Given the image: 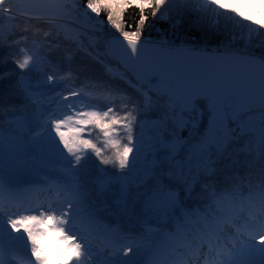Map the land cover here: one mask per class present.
Returning a JSON list of instances; mask_svg holds the SVG:
<instances>
[{
  "label": "snow or ice",
  "instance_id": "snow-or-ice-1",
  "mask_svg": "<svg viewBox=\"0 0 264 264\" xmlns=\"http://www.w3.org/2000/svg\"><path fill=\"white\" fill-rule=\"evenodd\" d=\"M177 2L194 3L195 11L204 14L198 19L208 16L213 26H218L223 19L231 22L234 27H247L240 23L242 20L256 25L258 29H264V12L259 13L260 19H256L241 11L238 2L228 6L226 0H87L84 5L88 12L96 16L105 11L107 24L119 33L118 37L113 35L106 42L108 54L124 63L135 83L127 72L114 73L113 78L118 76L129 83L143 97L145 108L152 106L150 93H155L157 97L166 96V106L173 114L174 127L176 130H183L187 121L179 113L195 110L198 99H204L209 104L211 116L205 134L188 150L187 156L182 160L176 159L186 142L173 131L172 140L162 141L168 155L161 164L166 161L168 171L158 173L155 167L149 170L154 183L149 192L144 193L147 197L145 204L149 208H156L158 212L163 211L165 215L169 214V210L180 207L179 193L164 183L165 177L168 180L183 181L186 192L190 193L193 183L201 174H215L217 161L224 155L228 144L239 136L250 134L249 140L240 150L249 154L255 151L257 161L264 165V159H261L264 158V51L256 55L230 49L224 57H211L206 55V50L194 47H174L167 42L157 44L148 39L142 40L147 20L145 11L151 10L154 18L158 13L164 18L169 10L160 12L161 8L166 3L172 5ZM7 5L8 0H0V15L8 14L9 20H12L18 10L21 16L46 21L57 27V35L65 25H57L56 22L74 21L76 12L79 11L75 0H18L16 7ZM133 7L139 10V20L134 31H126L124 14ZM245 7L264 9V2ZM84 15L88 19L87 13ZM98 23L103 25V22ZM127 27L130 28L131 25ZM257 28L247 27L246 39L251 40L253 34L261 35ZM49 35L50 32H44L45 37ZM81 35L87 33L79 30L66 31L65 39L83 47ZM7 38L3 25L0 24V44ZM21 40L26 42L27 37H21ZM21 40L14 43L18 44ZM89 40L95 43V37H89ZM45 43L46 41L33 40L31 48H21L22 59L16 63L21 70V89L38 106L40 101L37 97L43 93L32 91L31 81L25 78L23 70L40 71L48 63L46 57L41 55V48ZM182 58L223 61L253 71L224 80L207 76L200 82L191 84L178 80L174 75L175 65L172 61ZM107 71L113 73L110 67ZM72 76L71 71L59 77L47 75L46 81L48 84L54 81L59 83ZM57 96H62V100L68 103L60 106L61 116L49 114L41 127L49 133L50 147L57 151L61 147L63 149L60 155L67 161V167L62 169L64 179L49 178L42 190L52 192L55 200L48 197L45 202H41L33 200L28 195V189L21 191L11 182L5 181L0 167V264H7L5 237L9 241L8 251L16 264H112L109 260H92L94 248L112 247L116 234L102 224L90 207L77 174L78 166L86 159L87 153L91 152L103 165L115 164L121 171L129 168L130 154L134 150L140 151L133 137V125L137 123L140 108L137 103H132L131 97L124 91L99 81L88 82L79 88L73 85L67 95L57 93ZM102 98L108 103L105 111L100 110L99 101ZM118 100L122 108L129 109L123 115L115 108ZM240 108L247 112L258 110V116L244 117L238 112ZM233 124L235 127H230ZM93 130L99 132L102 138L99 143L103 147H99L91 138ZM121 131L125 134L127 143L121 144V139L124 138L121 137ZM155 131L158 136L162 135L161 128ZM51 133L55 135L52 136ZM109 149L112 155L104 156L103 153ZM3 152L4 136L0 129V162L3 160ZM63 153H67V157L72 159L68 160ZM135 159L136 157H132L133 161ZM245 179L247 191L242 190L244 180L222 186L220 190L214 184H204L202 187L208 193L207 200L211 202L206 200L203 210L183 211L174 221L169 215L173 230L149 228L145 236L147 243L134 242L125 246V249L116 251L123 250L127 256L133 248L137 251L144 250L148 253L145 264H264V246L256 247L253 243L259 236V243L264 245V166L259 169L255 182L250 178ZM111 182V179L101 181L99 190L106 191ZM116 183L119 185V201L126 205L133 181L120 175L116 177ZM12 233L22 235L13 236ZM46 236L54 237L59 247L55 250L45 247L43 238ZM16 241L30 250V256L19 253L12 247Z\"/></svg>",
  "mask_w": 264,
  "mask_h": 264
},
{
  "label": "trees",
  "instance_id": "trees-1",
  "mask_svg": "<svg viewBox=\"0 0 264 264\" xmlns=\"http://www.w3.org/2000/svg\"><path fill=\"white\" fill-rule=\"evenodd\" d=\"M17 2V0H8L7 6L16 7ZM75 2L78 8L81 9L84 8L87 0H75ZM237 2L241 5L240 10L244 11L245 14L253 15L256 19L261 18L259 13L264 12V9L257 8V13L254 14L251 7H245L257 4L254 0H226L228 6H233ZM262 2L264 1L259 3ZM195 8L196 5L194 3L181 4L177 2L172 5L166 3L160 10V12H164L165 9L169 10L167 16L164 18H161L160 13L154 18L151 15V10H146L145 15L147 16V20L143 27L142 40L148 39L157 44L167 42L174 47H194L199 50L226 53H229L230 49L256 55L264 51V47H262L264 45V29H258L256 25H250L248 22L241 20V24L257 28L258 32L262 33L261 35L253 34L251 40H248L246 39L247 27H234L231 22H225L223 19H221L218 26H213L208 16L198 19L204 14L195 11ZM76 13L80 14L83 20H86L80 11ZM88 15L91 27H84L81 24L79 28H76L70 26L66 20L57 21V25H65V28L59 29V35H57V27L50 25L46 21L28 19L25 16H21L18 10L14 13V19L12 20H9L8 14L0 15V24L3 25V31L8 37L4 43L0 44V77H2L0 78V129L3 131L4 139L7 138L5 141H8L10 137H12L13 141L17 138L23 143L31 145V149L38 148V145L40 144L41 146L43 142L46 143V149H40L38 152H35L37 153V158L38 154H43L48 148L53 153H57V150L50 147L51 140L49 139V134L41 135V132L44 130L41 127L43 121L48 118L49 114L61 116L60 106L68 103L62 100V96H57V93L67 95L72 90L73 85L79 88L88 82L99 81L116 86L131 97L132 103L139 105L140 112L137 115V123L133 125V137L137 133L140 124L146 126V129L152 126L154 130H150V134H154L157 138L161 137L164 141L172 140V132L176 131L178 137L186 142L184 149L176 159H184L188 154V150L205 134L210 117L208 102L206 100L197 101L196 108L191 113H179V109H177V112L183 118H187V126L183 130H176L174 127L173 114L166 106L167 97H157L155 93H150L152 96V106L145 108L143 97L129 83L121 80L118 76L113 78L114 73H125L126 71L107 52L106 42L113 35L119 36V33H116L115 29L107 24V13L101 11L100 15L96 16L88 12ZM139 15V10L134 7L126 10L124 14L126 31L135 30ZM224 15H231V13H224ZM236 19H239V17ZM98 22H103V25ZM127 25H131V27L129 28ZM73 30L87 33V35L80 36L83 47L78 46L71 40L65 39V32ZM44 32H50V35L45 37ZM233 36H235L234 40L232 39ZM21 37H27V41L21 40ZM89 37H95V43L90 41ZM17 40H21V42L18 44L14 43ZM33 40L37 42L46 41L41 48V55L45 56L48 61L40 71L23 70L25 78L31 81L32 91L43 93V95L37 97L40 101L39 106L33 103L21 89V70L16 66L17 61L22 59L20 49L31 48ZM68 57H71V59L69 60ZM109 67L113 69V73L107 71ZM68 71H71L73 74L71 79L60 81L59 83L56 81L52 84L47 83V75L59 77V75ZM128 76L135 83L134 78L129 74ZM153 79L155 80V78ZM72 99L76 100L78 98ZM99 104L100 110H107L108 103L103 98L99 101ZM115 108L120 115L129 110L122 108L119 100L116 102ZM129 108H131V104ZM64 111H67V109H64ZM249 113H258V110ZM19 117L27 124L26 129L20 130L16 126L15 119ZM157 128L162 129V135L158 136L156 134L155 129ZM51 135L54 136V133H51ZM233 135H236V133H233ZM121 137H124L121 139V144L127 143L123 131H121ZM249 137L250 134L239 136L237 140L229 143L224 155L215 165V174L213 176L201 174L196 182L193 183L190 193L186 192L183 181L168 180L165 177L164 183L179 193L180 207L175 210H169L168 215L161 214L155 218L153 216L155 208L147 206L146 212L144 211L145 205L142 202V196L133 202L129 211L124 212L119 210L114 202L116 194L111 193L110 189L103 192L99 190L103 177L113 178L116 175L115 167L117 166L115 164L103 165L94 154L91 152L87 153L86 159L82 161L81 166H78L77 174L79 180L82 188L87 189L90 193L87 199L90 207L95 211L102 224L116 234L112 247L101 246L96 248L102 249L108 256H117L118 264H125V262L127 264H145L148 256L146 251H137L133 248L125 256L123 250L116 251V249H125V246L132 245L134 242L140 243L144 241L147 243L145 236L149 228L156 229L160 227L164 231L173 230V224L168 218L169 215L172 216V220L174 221L176 217L181 216L183 211L203 210L208 193L205 192L202 186L206 183L214 184L215 188L220 190L222 186H228L233 182L240 183L241 180H244L242 190L247 191V179L245 178H250L255 182L259 169L264 166L257 161L255 151L249 154L246 151L240 150L243 149ZM91 138L94 142L98 143L99 147H103V144L99 143L102 138L98 131L93 130ZM56 143L58 144V141ZM60 149L62 152V147ZM167 153V150L164 148L157 151L159 166L156 168V172L166 173L168 171L167 162L165 161L161 164L164 161L161 157H165ZM36 155H32L29 152L26 157L27 160L17 164L18 167L11 170L14 176L10 181L16 187H20L21 191L28 189V195L33 200L45 202L48 197H52L55 200L52 192L42 190L45 183L35 188H30L26 184L29 182L38 183L43 175L42 173H46V170L55 171L56 168L60 171L61 179H64L62 169L67 167V164H64L61 160V155L58 154L56 159L53 160L51 158L55 161L56 165L45 166V161L49 159L47 158L33 172L29 168L25 169L22 167L24 164L30 167L32 165L30 160L35 159ZM103 155L110 156L112 152L109 149ZM7 156L9 157L10 155L4 154L3 159L5 158L6 160ZM0 167L3 168L1 163ZM193 175H195V172H193ZM44 181L46 182L47 180ZM153 183L154 181L150 176L140 188L148 193ZM32 189H36V191H32ZM207 202L210 203L211 201L207 200Z\"/></svg>",
  "mask_w": 264,
  "mask_h": 264
},
{
  "label": "rangeland",
  "instance_id": "rangeland-1",
  "mask_svg": "<svg viewBox=\"0 0 264 264\" xmlns=\"http://www.w3.org/2000/svg\"><path fill=\"white\" fill-rule=\"evenodd\" d=\"M18 1V0H17ZM257 4H259V2L264 1V0H254ZM80 13L84 15V13H87L88 19H84L83 22L81 23L84 27H91V24L89 23V15H88V11L87 9L81 8L79 9ZM252 13L256 14L257 13V9H253L252 8ZM85 17V15H84ZM93 23V22H92ZM95 23V22H94ZM95 25V24H94ZM210 108V107H209ZM239 113H242V115L244 117H257L258 113H249L247 111H245L244 109L240 108L238 109ZM199 113V112H198ZM59 116V115H57ZM199 116V115H198ZM211 116V113H210ZM184 121H187V118H183ZM16 122V126L20 129L23 130L24 128L26 129V125L25 122L23 121V119L21 117L16 118L15 119ZM210 120V117H209ZM255 122V121H253ZM233 126L235 127V125H230V127ZM150 130H154V128L152 126H149L148 129H146V126H143L140 124L139 129L137 131V133L134 135V143H136V147L140 149L139 152H136L135 150L133 151V153L130 154V167L126 168L124 170H119L118 167H115V172L116 175L112 178V177H103V181H108L109 179H111V183L112 185H108V188L106 191H108V189H110L111 193L116 194V196L114 197V202L116 204V206L118 207L119 210H122L124 212H127L130 210L133 202L137 199H139V197L142 196L143 199V204L145 205L144 207V211L146 212L147 210V205L145 204V200L147 199V197L144 195V192L140 186H142V184L151 176V172L149 170L153 169L155 167V171L156 168L159 166V157L157 154L158 150H161L162 148L166 149L163 146V142H167L164 141L161 137L157 138L154 134H150ZM41 135H46L49 134L47 131H45V129L41 132ZM55 135V134H54ZM12 137L9 138L8 141H5L6 139H4V152L3 155H10L9 157H6L2 160V162H0L3 165V178L5 181L11 182L10 180L12 179V177L14 176V174H12L11 170L15 169L17 166V164L23 163L25 162L27 159H25L24 161L21 162H17L16 159H14V154L18 151H20L22 149L23 146L27 147L28 150V154L29 152L32 155H36L40 149H46L47 148V144L46 143H41L38 145L39 147L36 149H31V145H29L28 143H23L22 141H20V139H17L13 141V139H11ZM137 139L139 140V142L137 143ZM39 141V140H38ZM167 150V149H166ZM34 151V152H33ZM61 153V149L59 151H57V153H53V151H51L49 148L48 150H46V152H44L43 154H38V158L36 155V158L31 161L30 167L26 166L24 164V166H22L23 168H29L30 171H35L36 169L39 168V166H41L42 162L49 158V159H56L57 155H60ZM168 155V153L165 155V157ZM187 156V155H186ZM132 157H136V159L133 161ZM165 157H161V159H164ZM178 160V159H177ZM4 163V164H3ZM67 164V163H64ZM56 165L55 161H53V163L50 166ZM45 173V172H44ZM42 175V177L40 178V181L38 183H33V182H29L26 184V186L30 187V188H35L40 186L41 184L44 185L45 181L44 180H48L49 178H59L60 177V171L59 169L56 168L55 171H49L46 170V173ZM146 173H148L146 175ZM120 175H125L126 180H130L133 181L131 187H130V194L127 198V204L125 205L124 203L119 201V185L116 183V177L120 176ZM44 179V180H43ZM14 185V184H13ZM15 186V185H14ZM112 186V187H110ZM20 189V187H19ZM83 191L86 193L87 199L90 196V193L87 189L82 188ZM66 207V205H65ZM163 215L164 212L163 211H157L156 208L154 210V218L157 217L158 215ZM5 227H6V221H5ZM9 232H11V230H8ZM13 236H19L22 235L21 233H12ZM259 239L257 238L256 241H253V243L256 244V247H262L264 245H261L259 243ZM17 242V241H16ZM43 243L45 245V247L47 248H51L53 250H55L56 248L59 247L56 239L52 236H46L45 238H43ZM8 246H9V241L7 239V237H5V248H6V255H5V260L7 262V264H16L15 260H12V254L11 252L8 251ZM20 246V247H19ZM16 249L17 252L19 253H26L27 252H21V247L22 244L20 243L18 246H13ZM28 256L30 255V253L28 252L27 254ZM106 255V253L103 252L102 249L100 248H94V255L92 257L93 261L96 260H109L112 262V264H118L117 263V256L112 257V256H108ZM258 259V257H257Z\"/></svg>",
  "mask_w": 264,
  "mask_h": 264
},
{
  "label": "water",
  "instance_id": "water-1",
  "mask_svg": "<svg viewBox=\"0 0 264 264\" xmlns=\"http://www.w3.org/2000/svg\"><path fill=\"white\" fill-rule=\"evenodd\" d=\"M111 38L112 37L109 38V41L111 40ZM107 52H108V49H107ZM206 55L211 56V57H224L228 55V53L206 50ZM112 57L132 77V73L130 72L129 69L126 68L124 63L121 60L114 58V56ZM172 63L175 65V69H174L175 77L182 82L186 81L191 84L198 83L207 76H213L221 80H224L234 75L244 74V73L253 71L243 66L232 65V64H229L223 61L203 60V59H198V58H191V59L182 58V59L174 60L172 61ZM203 100L204 99H198L197 101H203ZM193 111H185V113H191ZM27 154H28L27 147L23 146L20 151L14 154V158L16 159L17 162H21L26 159ZM63 155L64 157H67V153H64ZM67 159L71 160L72 158L67 157ZM61 160L64 163H67V161L63 159L62 157H61ZM52 163H53V160L48 159L45 161L44 164L45 166H50Z\"/></svg>",
  "mask_w": 264,
  "mask_h": 264
},
{
  "label": "built area",
  "instance_id": "built-area-1",
  "mask_svg": "<svg viewBox=\"0 0 264 264\" xmlns=\"http://www.w3.org/2000/svg\"><path fill=\"white\" fill-rule=\"evenodd\" d=\"M82 16L78 13H76V19L73 21V20H66V22L72 26V27H76V28H79L81 23H82Z\"/></svg>",
  "mask_w": 264,
  "mask_h": 264
},
{
  "label": "bare ground",
  "instance_id": "bare-ground-1",
  "mask_svg": "<svg viewBox=\"0 0 264 264\" xmlns=\"http://www.w3.org/2000/svg\"><path fill=\"white\" fill-rule=\"evenodd\" d=\"M20 244V242L19 241H17V242H13V246H18ZM20 247V246H19ZM27 252V254H28V252L30 253V250L29 249H27L24 245H22V247H21V252ZM20 252V251H19ZM30 256V255H29Z\"/></svg>",
  "mask_w": 264,
  "mask_h": 264
}]
</instances>
